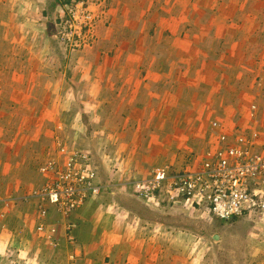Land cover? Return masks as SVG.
<instances>
[{"label": "crops", "instance_id": "obj_1", "mask_svg": "<svg viewBox=\"0 0 264 264\" xmlns=\"http://www.w3.org/2000/svg\"><path fill=\"white\" fill-rule=\"evenodd\" d=\"M107 1H112L111 9L102 12L90 45L83 49L70 51L55 38L62 0L55 5L54 0H0V32L7 19L13 34V42L6 44H13L11 63L16 60V66L26 67L10 75V84L20 82L17 89L13 84L9 89L13 114H37V102L49 94L64 99L71 93L111 103L105 112L111 120L119 114L121 129L127 132L117 135L113 152L102 158L103 166L111 182L119 181L118 194L131 199L129 184L150 176L155 167L180 160L181 170L194 167L208 146L210 117L225 111L232 117L239 102L260 96L264 100V0ZM23 48L32 57L21 60ZM1 57L0 67L5 51ZM4 97L0 91V100ZM16 99L24 103L16 105ZM97 103L94 111L102 113ZM23 121L11 127L0 122V255L13 249L14 264H177L174 241L170 235L168 244L162 241L161 218L145 216L165 206L150 207L133 199L142 207L136 214L117 201L99 202V195L69 218L48 206V216L38 219L40 203L26 198L33 205L26 207L29 212L18 224L25 209L11 204L20 194L18 165L25 164L24 176L41 179L39 159L49 150L40 149V137H27L29 129L41 135L43 127L33 122L26 127ZM119 152L122 168L111 170L110 157ZM33 223L35 232L38 223L54 225L52 241L34 233ZM255 228L240 238L243 248L248 246L243 264L248 254L256 264L264 263V235ZM37 243L42 250H36Z\"/></svg>", "mask_w": 264, "mask_h": 264}, {"label": "built area", "instance_id": "obj_2", "mask_svg": "<svg viewBox=\"0 0 264 264\" xmlns=\"http://www.w3.org/2000/svg\"><path fill=\"white\" fill-rule=\"evenodd\" d=\"M106 1H65L55 38L70 51L90 45ZM253 121L256 118L251 112L247 123L225 124L193 168L171 173L164 166L155 167L150 176L129 184L132 194L150 207L181 204L204 208L219 221L263 218L264 138L261 132L247 130ZM56 153L39 167L43 184L28 197L40 203L38 219L48 216V206L60 217L69 218L88 200L98 197L103 188L88 152L58 142ZM53 226L38 223L36 233L52 241L56 233Z\"/></svg>", "mask_w": 264, "mask_h": 264}, {"label": "rangeland", "instance_id": "obj_3", "mask_svg": "<svg viewBox=\"0 0 264 264\" xmlns=\"http://www.w3.org/2000/svg\"><path fill=\"white\" fill-rule=\"evenodd\" d=\"M111 2L112 1H106L104 6L101 8L102 12L105 11L106 13L107 10L111 9ZM3 15H6V13H3ZM2 22L3 25H5V28L3 34L0 32V44L2 45V48L0 47V58H2L1 56L3 55V51L6 52V58H4L5 60L2 64L3 66L0 67V91L3 95H5V97L2 98V101L0 100V122L2 121V124H6L7 126L11 127L12 125H15V123L18 125L20 122L21 124V121L25 119V121L22 123L27 122L26 127L30 126L32 122L34 123L33 125L37 123L38 126L43 127L41 135H35L32 129H27V137H35L37 139L40 137L43 140L44 143L42 142L40 149L43 148L45 151L49 149V153L46 152L45 155L40 157L38 165L42 164L47 158L54 157L57 154L56 143L58 142L66 144L67 146L70 145V147L76 146L79 149L88 152L92 156L93 162L98 169V178L101 184L104 186V190L98 197L99 202L101 201L103 204H113L117 201L119 203L125 204L124 207H128L130 211L135 212L136 214L140 212L142 210L141 205L133 201V199L139 201L142 200L134 197L132 192L129 194L131 197H133L131 198L132 200L130 197L122 198L121 195L118 194L117 189H115L121 188L120 186H117L119 181L117 182V180L114 179V181L112 180L113 182H111V175L106 170L105 166H103L102 158L106 156L108 153L107 151L113 152L112 147L117 143V135H122L123 133L127 132L125 128L121 129L122 127L119 124V114L114 115L113 119L111 120L112 115L105 112L108 107L112 106L110 102L86 97L77 98L73 97L71 93L64 99L61 96L49 94L48 97H42L39 99V102H37L39 106L38 113L33 116L29 115L28 117L26 113L23 115L19 114V111L16 112V114L11 112L13 111L12 105H15V101H13V98L11 99L10 97L11 93H13V90L10 92L9 89L11 88L12 84V89H17V86L20 85V82L14 81V83L12 82V84H10L9 79L12 77L10 75L12 71L16 74H21L25 71L24 69L26 67L16 66V60L11 63V60H13V44L12 47L7 46L6 44L13 42V34H10L9 30H7L8 23L5 22L9 21L5 19ZM17 40L18 39L15 37L14 41L17 42ZM57 41L60 42L59 40ZM3 48L6 50H3ZM21 51V56H24V58L21 60L32 57L30 50L23 48ZM14 57L17 58L19 56L16 53ZM19 71L20 73H18ZM237 100H239V98L234 100L236 104L239 102ZM16 101V105H19L21 102L24 103V99H16ZM97 101L100 102L99 104L101 105L102 109H104L102 113H100V110L99 112H97V110L96 112L94 111V108L98 105ZM237 106H239L240 109L238 108L239 110H237V112L234 113L232 117H229V112L227 111H225V113L223 112L221 115H216V112L213 113V115L215 114L216 116L213 118L210 117V138H208V144H211L215 140L217 137V132L224 127V123L229 124L231 122L230 124L240 125L242 123H247L249 120V114L251 112H253L256 121L249 123L247 125V130H256L264 135L263 97H253L248 103L242 105L241 102H239ZM6 107H8L7 110H9V113L5 114L3 109ZM17 107L19 110V106ZM253 107H255L254 111ZM18 116H21V118ZM107 122L112 123L113 125L107 124ZM216 122L219 124L214 126L213 124ZM100 126L104 128L100 129ZM111 129H113V131ZM112 155L113 157H110L112 159L110 169L117 171L121 170L122 161L124 159H117L121 158L120 156L122 154L119 152ZM182 162L183 160H180L179 162L177 161L176 164L173 163L163 166L166 167L171 173L181 172L183 170H181L183 164ZM22 163L23 162H20L18 165V168L20 169V176L18 177L21 178L20 180L15 178L17 182L20 183L18 184L20 186L19 198L11 202L12 206L15 205L20 207V205H23L22 207H25L21 218L18 219V224L19 221L20 223L23 222L27 212H29L28 208L26 211V207L31 208L30 206L33 205L31 203L32 201H26V198H28L33 191H38L40 186L43 184L42 179H40L39 176H37V178H29V176H24L25 167L23 165L25 164ZM36 165L37 164H35L32 168L34 169ZM148 176H142L141 179ZM28 180L31 182V184L26 186L24 183ZM8 206L10 208V205L5 207ZM147 212V215H145L147 218H161V221L163 222L161 236L163 239L162 241H165L164 243L168 244V240L166 239H169V235L174 241L175 253L173 256L175 257L174 261H176L177 264H184L186 263L185 260H187L189 264H192L190 261L194 260H197L196 262L194 261L196 264L197 262L200 264H243L242 261L245 258V254L243 253H246L245 251H247L248 246L245 244L246 248H243V244L241 243L240 239L241 236L252 231L255 227H257V230L255 228V231L259 236L260 234L264 235V217L261 219L252 217L251 219L246 218V220L243 218L241 221L239 220L233 222L232 220L231 222H225L215 219L204 208L200 209L195 207L193 209L181 204L166 205L163 210H149ZM256 224L260 225L256 226ZM33 226L32 230H34V233H36L34 223ZM166 234L168 235L167 238ZM37 244L39 246L36 250H42L41 243ZM40 252L42 253V251ZM43 252L49 251L43 250ZM13 256H15L13 249H8L4 254L0 255V264H14ZM246 257H248V260L245 264H256V258H252V256H249V254Z\"/></svg>", "mask_w": 264, "mask_h": 264}, {"label": "trees", "instance_id": "obj_4", "mask_svg": "<svg viewBox=\"0 0 264 264\" xmlns=\"http://www.w3.org/2000/svg\"><path fill=\"white\" fill-rule=\"evenodd\" d=\"M65 1H67V0H62L61 3H64ZM55 3H56V0H54V5H55Z\"/></svg>", "mask_w": 264, "mask_h": 264}]
</instances>
